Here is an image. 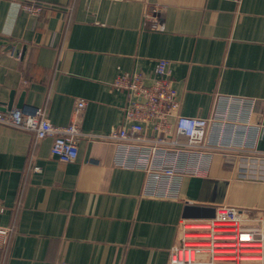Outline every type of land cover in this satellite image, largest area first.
Returning <instances> with one entry per match:
<instances>
[{"label":"crops","instance_id":"obj_1","mask_svg":"<svg viewBox=\"0 0 264 264\" xmlns=\"http://www.w3.org/2000/svg\"><path fill=\"white\" fill-rule=\"evenodd\" d=\"M25 3L45 14L30 16ZM152 6L163 31L142 24ZM159 59L180 115L260 116V128L231 140L264 151V0H0V108H44L52 125L67 126L74 103H86L69 163L52 139L0 125V226L12 227L0 264H168L179 223L208 219L216 206L264 223V179H234L219 154L201 174L203 164L181 158L175 197L159 198L145 194L144 169L115 167V145L94 139L125 125L115 77L137 72L149 83ZM155 179L147 187L166 186Z\"/></svg>","mask_w":264,"mask_h":264},{"label":"built area","instance_id":"obj_2","mask_svg":"<svg viewBox=\"0 0 264 264\" xmlns=\"http://www.w3.org/2000/svg\"><path fill=\"white\" fill-rule=\"evenodd\" d=\"M22 7L34 18L45 14L43 5L25 3ZM161 10V7L152 6L144 12V28L163 31L159 18ZM9 54L19 57L14 49ZM111 86L127 95L125 125L94 139L115 145V167H136L150 173H146V195L175 197L174 185L185 174L177 171V162L183 157L195 158L203 164L201 169L197 167L196 174H201L210 157L219 154L223 162L232 164L234 179H264V151L231 140L237 133L245 136L249 130L260 128V116L254 123L248 119L238 123L215 115L210 119L180 115V102L170 79L169 63L163 59L156 61L149 83L140 73H123L115 77ZM250 104L249 117L254 114L255 103ZM85 106V101L80 99L74 103L73 120L67 126L52 125L44 108H0V125L31 132L36 141L52 139V150L58 161L69 163L78 155V139L83 136L79 121ZM151 173L156 179H163L166 186H158L155 181L147 187ZM3 212L4 207L0 206V215ZM179 229V244L171 248L168 264L264 262V223L262 220L246 223L239 208L226 204L216 206L212 217L181 221ZM11 232V226H0V251L6 246Z\"/></svg>","mask_w":264,"mask_h":264},{"label":"water","instance_id":"obj_3","mask_svg":"<svg viewBox=\"0 0 264 264\" xmlns=\"http://www.w3.org/2000/svg\"><path fill=\"white\" fill-rule=\"evenodd\" d=\"M20 107V106H19Z\"/></svg>","mask_w":264,"mask_h":264}]
</instances>
